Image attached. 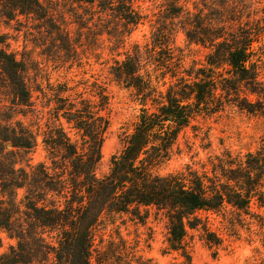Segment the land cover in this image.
Returning a JSON list of instances; mask_svg holds the SVG:
<instances>
[{
	"label": "trees",
	"instance_id": "obj_1",
	"mask_svg": "<svg viewBox=\"0 0 264 264\" xmlns=\"http://www.w3.org/2000/svg\"><path fill=\"white\" fill-rule=\"evenodd\" d=\"M160 1L150 35L130 43L145 19L136 0H70L80 28L92 23L94 45L106 36L111 80L132 90L142 106L100 175L112 100L107 84L80 64L77 42L56 26L51 7L40 0H0L5 18L32 16L48 28L69 63L58 69L64 78L49 77L47 86L40 81L33 88L30 62L8 51L0 36V247L3 235L14 241L0 253V264H93L103 218L131 214L142 221L150 207L167 219L168 248L184 257L182 264H191L185 238L189 228L198 229L199 211L221 213L230 206L264 226V140L243 155L210 156L202 170L187 165L161 173L181 130L197 115L229 106L264 115V8L260 0H195L193 8L191 0ZM179 32L188 44L209 48L201 65L185 66ZM91 53L97 59L104 51ZM74 65L83 69L80 78L72 74ZM39 143L45 160L34 162Z\"/></svg>",
	"mask_w": 264,
	"mask_h": 264
},
{
	"label": "rangeland",
	"instance_id": "obj_2",
	"mask_svg": "<svg viewBox=\"0 0 264 264\" xmlns=\"http://www.w3.org/2000/svg\"><path fill=\"white\" fill-rule=\"evenodd\" d=\"M46 7H51L55 14V24L62 26L70 33L83 59L80 64L90 69L99 80L105 82L111 94L110 125L103 144V157L99 174L109 170L110 158L122 148V138L133 131L141 113V104L132 90L119 86L108 74L106 36L95 38L88 27L80 28L70 0H40ZM191 0L188 7L193 8ZM264 8V0H260ZM136 6L145 15L144 21L134 30L130 43L144 42L150 35L161 7L160 0H136ZM76 8V7H75ZM85 14L84 8H78ZM264 12V9H262ZM263 14V13H261ZM87 17V15L85 14ZM41 22L32 16H18L7 19L0 13V36L5 40V48L14 51L30 62V77L33 88L40 81L48 85L49 77L64 78V72L58 73L66 61L58 51L61 42H53L47 34L48 28H40ZM176 43L185 54V66L196 63L201 65L209 52L202 45L188 44L184 35L179 32ZM103 52L99 58L93 57L91 50ZM73 61V60H72ZM69 64V63H65ZM42 69V71H40ZM62 70V69H60ZM76 65L72 74L83 76ZM61 74V76H59ZM34 91V96L39 95ZM7 98V97H5ZM41 101H38L39 105ZM154 110L153 106H150ZM264 140V115L251 114L237 107H227L217 113L197 115L191 123L183 128L174 146V153L168 163L161 168V173L184 169L187 165L202 170L208 164L210 156L229 151L234 155H243L253 151ZM33 161L45 160L43 145L39 143L33 153ZM209 168V165H206ZM201 220L198 229H188L185 238L186 248L191 256V264H251L264 261V226L257 217L237 213L230 206L221 213L199 211ZM204 225L215 235L218 244L207 240ZM167 219L155 207L149 208L144 220L131 214L106 215L96 230V251L93 264H117L127 259H140L139 264H182L185 260L179 252L170 250L167 242ZM14 241L3 235L4 252Z\"/></svg>",
	"mask_w": 264,
	"mask_h": 264
}]
</instances>
